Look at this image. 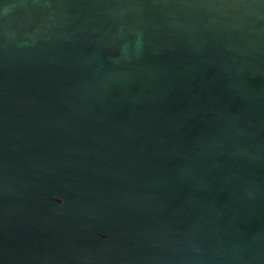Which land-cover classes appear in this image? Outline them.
I'll return each mask as SVG.
<instances>
[{
	"label": "water",
	"instance_id": "water-1",
	"mask_svg": "<svg viewBox=\"0 0 264 264\" xmlns=\"http://www.w3.org/2000/svg\"><path fill=\"white\" fill-rule=\"evenodd\" d=\"M0 264H264V0H0Z\"/></svg>",
	"mask_w": 264,
	"mask_h": 264
}]
</instances>
